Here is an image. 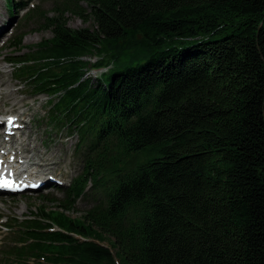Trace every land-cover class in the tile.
I'll return each mask as SVG.
<instances>
[{
	"label": "trees",
	"instance_id": "obj_1",
	"mask_svg": "<svg viewBox=\"0 0 264 264\" xmlns=\"http://www.w3.org/2000/svg\"><path fill=\"white\" fill-rule=\"evenodd\" d=\"M27 2L51 36L25 53L12 36L6 63L81 166L54 208L4 224L0 263L115 264L109 237L119 264H264V0H66L49 17Z\"/></svg>",
	"mask_w": 264,
	"mask_h": 264
},
{
	"label": "rangeland",
	"instance_id": "obj_2",
	"mask_svg": "<svg viewBox=\"0 0 264 264\" xmlns=\"http://www.w3.org/2000/svg\"><path fill=\"white\" fill-rule=\"evenodd\" d=\"M13 6L8 10V2L6 0H0V118L2 115L12 114L13 117H17L18 121H21L22 129H20L15 137H13L11 143V149L14 148L15 139H21V146L24 150L27 147L26 155L31 158L29 164L31 168L36 165L37 173H42L41 178L37 179V182H42L53 177L58 179L61 184L58 186L64 188L68 186L70 180L74 178L80 170V158L75 151V144L77 142L76 137H66L64 131H50L48 129V117L47 111L50 106L45 103L46 98L44 95L32 97L28 89L19 86L14 80L12 70L6 63V58L14 51L8 47L9 41L16 35H24L22 39V45L19 53H25L29 46H32L41 40H45L51 36L48 31L41 29V26L34 21H26L21 19L22 14L25 12L18 11V5L23 2H27V7L39 8L46 16H53L55 11L53 9L61 8L62 3L66 0H12ZM82 10L88 13V7L86 3L80 2ZM63 17L66 19V25L70 29H90L92 27V20L89 18L87 21H82L69 12L64 13ZM13 36V37H12ZM97 56H89L87 58L81 57L80 60L88 64H92L96 61ZM109 58H104V64L106 67L94 69L88 68L86 77L91 80V83H95L99 80L100 74L111 66ZM52 100V99H51ZM25 127V128H24ZM1 128V127H0ZM24 128V130H23ZM2 142V138H0ZM56 186V185H55ZM43 198V200H42ZM62 190L50 185L41 188L33 192H23L21 194L2 195L0 196V225L5 220L9 219L22 220L30 218V213H37L38 208L44 210H51L54 205L51 204V200L62 199ZM97 196L94 192L88 191L85 195L76 200L73 205V209L66 214L70 218L80 217L84 211L89 209L95 202ZM1 227V226H0ZM7 232L4 229L0 230V246L7 243ZM72 238L80 239L77 235H73ZM112 239L105 237L102 246L107 247L113 255V261L115 264H119V261L114 257L115 249H111L109 242ZM22 263V262H21ZM44 261L38 260L33 262L26 260L22 264H42ZM0 264H12L1 262ZM20 264V263H17Z\"/></svg>",
	"mask_w": 264,
	"mask_h": 264
},
{
	"label": "bare ground",
	"instance_id": "obj_3",
	"mask_svg": "<svg viewBox=\"0 0 264 264\" xmlns=\"http://www.w3.org/2000/svg\"><path fill=\"white\" fill-rule=\"evenodd\" d=\"M23 10L25 9H22V11ZM25 11H27V9ZM3 129L0 128V131L1 130L3 131ZM20 129L22 128L20 127L19 129H16L17 132ZM12 130L13 129L11 127L5 128L4 135L6 136ZM21 141H22L21 139H15L14 148L12 149L13 154L9 153L7 156H0V169L3 172H6L11 176H12V173H14V174H18L19 176L27 177L25 179L27 181V184L32 185L33 183H37V179L42 180L44 178H41V176H35L37 174V167L36 165H34V167L31 168L32 165L29 164V161L31 160V158H29L25 152L27 151V147L23 150L20 144ZM10 148H11V145H10ZM0 149H3V148L0 147Z\"/></svg>",
	"mask_w": 264,
	"mask_h": 264
},
{
	"label": "snow or ice",
	"instance_id": "obj_4",
	"mask_svg": "<svg viewBox=\"0 0 264 264\" xmlns=\"http://www.w3.org/2000/svg\"><path fill=\"white\" fill-rule=\"evenodd\" d=\"M9 122H11V121H9ZM6 186H7V184L5 182L0 181V187H6Z\"/></svg>",
	"mask_w": 264,
	"mask_h": 264
}]
</instances>
